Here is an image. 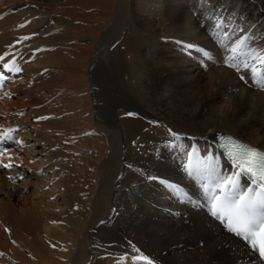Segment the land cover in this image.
<instances>
[{
	"label": "bare ground",
	"instance_id": "bare-ground-1",
	"mask_svg": "<svg viewBox=\"0 0 264 264\" xmlns=\"http://www.w3.org/2000/svg\"><path fill=\"white\" fill-rule=\"evenodd\" d=\"M153 3L157 37L124 36L113 61L96 44L101 29L102 38L109 33L98 23L118 11L123 20L129 0H0V64L21 69L0 67L10 77L0 129H18L0 160L13 158L9 181L23 184L18 224H0V264H147L131 259L138 254L153 264H262L211 214V198L220 178L253 185L219 149L218 134L264 149V89L227 66L216 36L227 30L225 45L243 35L264 48V0ZM77 109L87 138L73 144L83 156L72 154L68 179L53 164L44 126ZM46 114L53 120L39 128ZM5 184L0 207L9 216L16 198Z\"/></svg>",
	"mask_w": 264,
	"mask_h": 264
},
{
	"label": "snow or ice",
	"instance_id": "snow-or-ice-1",
	"mask_svg": "<svg viewBox=\"0 0 264 264\" xmlns=\"http://www.w3.org/2000/svg\"><path fill=\"white\" fill-rule=\"evenodd\" d=\"M24 27V25H21ZM222 25L217 23L216 29L221 28ZM219 43L223 45L230 53L226 58L227 66L234 68L237 72L243 70L245 75H241L239 78L245 80L246 75L251 76L254 86L264 89V48H253L248 44V40L251 39L248 36H240L231 43V45H225L224 39L229 38V33L225 30L222 33L216 34ZM223 36L224 39H220ZM24 40L30 39V37H24ZM182 44L186 49H192L196 46L193 44H184L182 41L178 42ZM204 57H209L208 52L203 49H199ZM210 58V57H209ZM4 56H0V62L4 61ZM13 67H9V64ZM7 72L19 73L21 69L15 66V61L4 62L0 64ZM10 79L5 75L4 71H0V85H3L5 81ZM22 114V113H21ZM127 115H134V113H128ZM38 119H47V117H39ZM151 123H156L152 121ZM168 135L175 141H179L180 135L171 128L168 130ZM14 133H18L16 128L0 129V145H4L9 140H13ZM15 143L20 146L23 141L15 139ZM169 147H181L180 144L168 145ZM225 149L231 164L239 169V174H249L252 177V183L256 186V191L253 188H248L242 192H235L237 187V180L228 177L220 178L215 187L219 190V194L212 196L211 202V214L218 219L222 220L225 227L230 233L240 237L245 241L250 248L259 253V257L264 261V153L257 152L254 148L240 145L237 141L231 137L227 138V143L221 145ZM8 149H0V157L8 155ZM9 163H3L0 161V168L11 169L14 164L13 158L8 156ZM191 161V156H189ZM191 175V173H189ZM9 179H14L9 177ZM23 179V177H20ZM162 183H167L162 181ZM169 188H175L174 185L168 184ZM258 209L260 211H258ZM139 253V250H136ZM0 255H3L0 253ZM136 261H145L147 264H153V261L143 254H138L131 257Z\"/></svg>",
	"mask_w": 264,
	"mask_h": 264
},
{
	"label": "rangeland",
	"instance_id": "rangeland-1",
	"mask_svg": "<svg viewBox=\"0 0 264 264\" xmlns=\"http://www.w3.org/2000/svg\"><path fill=\"white\" fill-rule=\"evenodd\" d=\"M153 4H154L153 0H129L127 14L123 15V18H122L123 20L120 19L121 18L119 16L120 12L118 11L117 13L112 12L116 20H114V18L112 20L107 18V20L105 21H101V20L99 21L98 23L99 27L101 26L105 27V25L108 24L107 29L109 33H107L106 38H102L104 31H102L103 29H101L98 39H97V43H96V44L99 43L98 46H100L99 48L102 50V52L107 53L104 55V59H107L111 55L113 59L111 56L108 59H111L114 61L117 54L119 53L118 52L119 50H117L116 47L120 46V48L123 49V45H119V44L122 42V39L124 36H130L131 33H135V35L137 36L156 35L155 38L157 37V33H159L157 32L158 30H156L158 27V23H156L157 18L153 16V12H151V5L153 6ZM144 8L146 9V11L144 10ZM114 22H117V23H114ZM168 24L170 25V22H168ZM119 35H122V36L120 37L119 41H117L116 39L119 38L118 37ZM41 43H44V38L41 39ZM111 45L113 46L111 47ZM204 67H203V70L206 71L207 70L206 65ZM162 74H165L164 70H162ZM69 101L71 104L74 103V101H72L71 99V90H70ZM84 116L85 114L80 109H77L75 111L73 110L71 113L70 112L67 113V115H65V113H62L60 116L56 115V118L52 114L51 117H54V119L56 120L51 123L48 121L53 120V118L51 119L49 114H46V116H43V117H47V119H37L38 124L40 126L39 128H41L42 125H44V122H48L47 124L45 123V126H44L47 130V133L43 135L45 136L48 135L47 141L49 144V150H51L50 153L52 154L53 164L55 165L56 169L60 170V172H63L65 176H68V179L70 178V175L72 174V170L69 171V169L71 168L69 162H72L71 161L72 154L74 155L76 154L74 158H76L78 155H81V157L83 156V153L81 152V150H79L80 152L77 151L76 153L73 151H75L74 145L76 148L77 146L81 148L82 142L83 140H85L84 138H87V134L83 132L84 128H81L82 126L81 123L85 118ZM39 117H42V116H38V118ZM2 162L5 163L4 160ZM73 168L74 166L72 167V169ZM7 170L8 169L0 168V180L3 182V184H5L6 181L7 183L9 182L11 186H7L5 184V188L7 189L6 191L9 193H13L16 199L11 201L9 197V201L11 202V206H10L11 212L9 216H4L2 214L3 208L0 207V214H1L0 224H3L5 222L6 223L5 227L10 226L12 228L14 227V225L18 224L16 221V219L18 218L15 216V210L18 208V204L21 203L20 200H22V196H21V192L19 188H22L23 184L20 180H17V179H15L14 181H9L8 174L6 173ZM87 187L89 188L90 186H87ZM30 194L31 193H29L28 195V198H29L28 200L30 201V204H31L32 202L30 200V197H32V195ZM2 196L6 197V194H2ZM19 198L20 200H18ZM70 223L73 224L74 222L70 221ZM18 263L20 264V262Z\"/></svg>",
	"mask_w": 264,
	"mask_h": 264
}]
</instances>
